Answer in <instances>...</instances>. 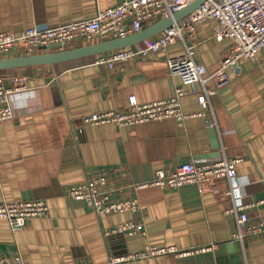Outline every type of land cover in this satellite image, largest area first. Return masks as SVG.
Masks as SVG:
<instances>
[{
	"label": "crops",
	"instance_id": "crops-1",
	"mask_svg": "<svg viewBox=\"0 0 264 264\" xmlns=\"http://www.w3.org/2000/svg\"><path fill=\"white\" fill-rule=\"evenodd\" d=\"M123 1L0 0V33L89 19ZM215 25L207 19L195 25L193 39L186 35L166 51L113 68L88 62L61 69L43 64L0 70L4 82L23 86L9 98L14 117L0 121V202L43 199L50 209L48 216L29 218L19 230L0 219V258L112 264L113 257L158 247L176 252L115 264H264V232L235 237L242 212L249 223L264 221V48L257 60L243 58L227 68L229 83L208 97L206 108L199 95L215 85L185 84L168 68V59L184 54L195 41L196 59L209 71L218 69L232 40L216 39ZM100 41L78 40L65 49ZM21 55L27 54L18 50L0 58ZM177 87L187 90L181 98L184 117L123 126L85 121L93 113L128 108L131 97L140 104L171 98ZM223 158L240 159L234 180L136 187L154 179L158 170ZM100 175L106 179L101 188L112 199H138L142 209L98 214L69 195L73 185ZM238 203L246 208L234 211ZM132 220L143 223L145 234L113 232Z\"/></svg>",
	"mask_w": 264,
	"mask_h": 264
},
{
	"label": "built area",
	"instance_id": "built-area-1",
	"mask_svg": "<svg viewBox=\"0 0 264 264\" xmlns=\"http://www.w3.org/2000/svg\"><path fill=\"white\" fill-rule=\"evenodd\" d=\"M194 0H125L116 7L100 9L96 15L59 25L51 28H29L20 34L8 32L0 33V54L21 50L25 54H33L41 47L59 45L58 50L65 49L78 40L100 39L101 41L124 38L137 33L146 25L156 23L162 18L172 16ZM207 19H214L213 35L216 39L229 38L232 45L223 56L221 66L215 71L196 59L197 43L192 41L186 46L182 55L170 57L168 68L171 75L181 76L185 84L200 82L204 87L213 83V89H206L199 95L200 103L206 108L208 97L215 94L219 87L229 83L227 68L238 63L243 58L257 60L259 51L264 48V0H205L192 14L179 22L173 23L165 29L158 38H148L133 47H126L113 51L108 57L95 58L94 63L106 64L113 68L118 64L129 61L141 55L152 52L166 51L168 46L186 35L194 38L195 25ZM14 82L22 83L15 79ZM20 85H9L0 79V121L11 119L15 113L9 105L11 94L22 89ZM187 94L183 87H177L175 94L168 99L153 101L145 104L137 102L135 97L130 98V106L126 109L110 110L93 113L85 117L88 124L114 123L119 126L144 123L160 120L167 117H184L181 109V98ZM240 159L223 158L216 161L196 164L183 163L174 170L166 172L158 170L154 179L136 185L146 187L157 185L161 187H181L187 184L201 183L215 178H229L237 176L236 165ZM106 179L103 175L97 176L84 183L73 185L69 195L77 200H84L98 214L117 213L123 211H140L138 199L118 201L101 188ZM246 208L237 204L233 209L239 211ZM49 205L43 199L0 202V219L7 220L12 229H22L27 220L32 217L49 215ZM113 232L145 234L142 222L127 221ZM264 232V221L249 223L247 212L238 216V231L236 238ZM176 252L173 248L146 247L139 253L127 257H113L112 264L117 262L145 258L152 255ZM0 264H29L20 256L14 258L2 257Z\"/></svg>",
	"mask_w": 264,
	"mask_h": 264
},
{
	"label": "water",
	"instance_id": "water-1",
	"mask_svg": "<svg viewBox=\"0 0 264 264\" xmlns=\"http://www.w3.org/2000/svg\"><path fill=\"white\" fill-rule=\"evenodd\" d=\"M204 2L205 0H194L172 16L162 18L153 25L124 38L100 41L95 44L74 49L58 50L60 47L59 45H50L48 47H41L39 49L40 51H43L41 53L0 58V70L43 64H55L61 69L72 63L94 62L95 55L97 54L126 48L163 32L173 23L179 22L192 14ZM51 49H55L56 51H46Z\"/></svg>",
	"mask_w": 264,
	"mask_h": 264
}]
</instances>
